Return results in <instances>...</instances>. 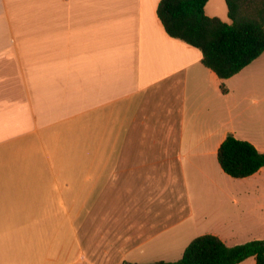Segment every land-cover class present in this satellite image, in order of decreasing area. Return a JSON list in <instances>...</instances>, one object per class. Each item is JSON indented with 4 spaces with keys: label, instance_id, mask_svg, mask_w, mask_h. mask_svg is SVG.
I'll use <instances>...</instances> for the list:
<instances>
[{
    "label": "crops",
    "instance_id": "0c3cea01",
    "mask_svg": "<svg viewBox=\"0 0 264 264\" xmlns=\"http://www.w3.org/2000/svg\"><path fill=\"white\" fill-rule=\"evenodd\" d=\"M159 2L0 0V264H157L201 235L264 239V167L236 179L217 158L228 135L264 153V52L220 79ZM205 13L230 23L225 0Z\"/></svg>",
    "mask_w": 264,
    "mask_h": 264
},
{
    "label": "trees",
    "instance_id": "16d2710c",
    "mask_svg": "<svg viewBox=\"0 0 264 264\" xmlns=\"http://www.w3.org/2000/svg\"><path fill=\"white\" fill-rule=\"evenodd\" d=\"M207 2L160 0L157 15L170 37L199 49L204 66L220 79H228L264 52V0H225L230 23L207 16ZM222 91L226 92L224 86ZM217 158L224 173L236 179L264 167V153L233 135L222 142ZM250 257L264 264V239L227 246L207 234L194 238L178 261L157 264H239Z\"/></svg>",
    "mask_w": 264,
    "mask_h": 264
}]
</instances>
